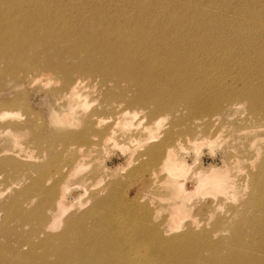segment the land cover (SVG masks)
Wrapping results in <instances>:
<instances>
[{
	"label": "bare ground",
	"instance_id": "6f19581e",
	"mask_svg": "<svg viewBox=\"0 0 264 264\" xmlns=\"http://www.w3.org/2000/svg\"><path fill=\"white\" fill-rule=\"evenodd\" d=\"M172 1V4H167ZM161 5H175L178 8L171 18L174 25H167L165 19L160 16L153 17L156 12L141 13L139 9L130 10L127 7L120 8L112 17L109 16L110 13L104 12L105 14L99 15V19L105 24H85L81 27L79 35L68 36L80 41L78 46H81L77 51L69 52L68 56L60 61L57 60L59 59L57 53L60 49L66 50L69 41L63 40L60 32L49 29H53L55 22L59 25L64 22L63 17L61 20L50 19L37 25L32 31L28 28L21 29L22 33L36 37L44 28H49L46 29L49 32L43 38H39L40 35L37 40L28 41L27 48L18 50L5 47L4 52L20 56L15 65L27 70L23 81L29 83L38 81L48 73L66 70L64 83L51 90L56 103H59L51 109V118L57 119L55 117L62 115V119H65L63 122L72 124L77 115L81 119L87 118L88 123L79 132H73V136L67 134L69 132L65 135L60 134L59 141L61 135H64L63 140L73 137L74 143V140H81L90 132V137L98 138L101 145H104L103 142L109 139L105 130L110 132V137L112 132L113 135L123 132V135H127V140L129 138L134 144L140 143L145 146L146 152L130 160H139L140 157L146 156V161H141L142 167L151 169L158 178L161 175L168 178L166 182L170 184L173 179H177L190 169V163L192 168L198 166L197 154L195 157L190 151L195 146L190 145H200L199 140L202 137L198 138L199 135H196L194 140H188L195 142L189 145L191 148L184 147V143L168 144L164 140L153 142L154 138L158 137V134L153 132V122L147 124L134 122L139 112L135 104L149 106L150 99L155 102L154 111L157 114H170L179 110V104L185 103L195 114L202 115L204 97L197 92V87L202 84L208 90H216L214 93L217 95L228 90V94L233 91L235 96L257 101L256 115H259V110L264 109V93H258L257 88H251L245 94H241L235 90L238 88H232V85L253 84L249 79L251 68L255 69L254 72L264 83V0H156L155 8ZM161 13H164L165 17L171 16V12L164 7ZM97 15L98 13L96 17ZM184 20L199 26L190 34L191 37L179 30ZM48 23L50 25H47ZM202 24H212L213 26L209 28L215 32L211 35L202 33L208 28ZM9 38L12 36L6 38L12 45L18 43L15 38ZM42 44L47 47L42 56L34 61L24 57L26 53L35 54L38 46ZM80 52H84L83 57ZM251 54H257L260 60L254 67L250 65L253 62ZM69 59L75 63L69 64L67 62ZM235 61L242 64L237 67ZM182 66L185 69H181ZM239 68L244 69L239 70L238 78L226 73ZM91 75L101 76L104 84L108 82L122 84L128 80L130 81L128 84L147 86L142 90L136 86L139 96L136 98L137 102H133L132 105L128 102L131 108L123 107L121 103L109 108L112 113L109 122L106 123L105 119L101 124L100 119L95 118L93 114L95 107L92 102H95V99L91 97L90 90H87L92 86L84 82L85 77ZM50 80L51 77L47 82ZM159 81L161 84H168V88L158 91L148 89L149 85L158 84ZM193 84L196 87H193ZM95 85L98 88V85ZM193 88L197 96L192 95ZM105 92L106 96L110 97L111 92L108 93L107 89L103 90V93ZM167 95H171L169 100ZM230 106L234 107V104ZM211 109L219 113L222 108ZM143 111L145 110L141 108L140 112ZM1 116L4 117L5 114L1 113ZM54 119H50L49 127L53 130H62ZM100 125L102 126L99 127ZM133 126L137 131V134H134L136 137L133 135L135 132H131ZM16 127L20 129V125ZM17 132L21 134L20 130ZM259 136L253 134L250 145L251 148L257 147L258 151L262 145L257 143ZM203 141H206L205 138ZM179 149H185V155L179 153ZM97 151L99 153L100 149ZM81 158L83 156L79 155L75 161ZM251 161V168L241 185L234 182L230 172L226 175L209 176L201 167L196 168L200 186L207 187L208 183H211L221 191V196L226 189H233L234 198H238L242 203L241 211H237L236 214H243L236 220L232 216L236 211L231 212L228 224L226 220L218 219L214 224L216 228L205 229L202 235L195 232L200 226L196 225L195 220L190 224H182V218L187 217L194 206L186 201L190 198L180 184L172 194L169 225L165 228L163 224L167 217L159 222H153V215L147 211L140 222L137 215L130 217L129 212L124 209L119 212V209L115 210L113 206L110 208L107 202L109 193L96 200L94 199L98 194L96 191L85 199L88 187L87 180L82 178L84 176H79L71 183L73 177L83 169L85 162L67 165L62 171L60 190H56V183L59 180L49 187L43 185V178L47 177L45 174L36 179L28 189L42 191L44 195L42 194L32 208L27 209V213L21 215L23 221L33 225L30 238L26 240L29 250L15 253L13 258L16 260L15 264H264V158L256 155ZM172 184L175 185V182ZM72 185L84 188L85 192L79 193ZM66 189L75 196L80 210L86 208L94 199L92 207L77 213L78 215L67 216L71 205L64 199ZM178 196L182 200H177ZM33 199L29 198L28 203ZM18 207L22 210L21 203H18ZM122 219L132 221L129 223L128 220L124 225ZM220 223H226L227 227ZM64 224L65 228L55 234V229ZM179 227H183V231L177 235L173 234ZM220 231L228 232L226 238L228 240H223L226 236L212 240ZM146 236L148 240H144Z\"/></svg>",
	"mask_w": 264,
	"mask_h": 264
},
{
	"label": "rangeland",
	"instance_id": "374dc122",
	"mask_svg": "<svg viewBox=\"0 0 264 264\" xmlns=\"http://www.w3.org/2000/svg\"><path fill=\"white\" fill-rule=\"evenodd\" d=\"M155 2L156 0H0V264H15L16 260L13 259L15 253L29 250L26 240L30 238L33 224L23 221L21 215L27 213V209L32 208L40 200L42 194L44 195L42 191L28 190L30 186L36 182V179L38 180L47 174V177L43 178V185L49 187L59 180L56 183V190H60L62 171L67 168V165L73 166L79 161L85 162V166L77 176L73 177L71 183L79 176H84L82 178L87 180L88 188L85 192L84 188L72 185L75 187L74 189L82 194L85 192V199L96 191H98L97 197L94 198L96 200L107 196L109 193L107 202L110 208L119 209V212L124 209V211L129 212L130 217L137 215L140 222L148 211L154 217L153 222H159L167 217L163 224L167 228L169 225L168 216L172 208L171 202H173L172 194L177 190L178 184L182 186L190 198L186 201L194 206L190 214L182 218V224H190L195 220L196 225H200L199 227L196 226L195 232L201 235L204 234L205 229L216 228L214 224L218 219L227 222L233 211H236L234 214L232 213L236 220L243 215L241 213L240 215L236 214L242 208L240 207L242 203L238 198H234L233 189H226L227 193L224 191L221 196V191L213 187L211 183H208L207 187L200 186L196 171L201 167L209 176L226 175L230 172L235 183L243 184V180L251 168V159L255 158L256 155L264 158V109H260L259 115H256L257 101H250L244 96H235L233 91L228 94V90L217 95L214 93L216 90H208L200 84L197 87V92L204 97L202 115L195 114L185 103L179 104V110L170 114H157L154 111L155 102L150 99L148 101L150 107L135 104L139 108V112L134 122L135 124L153 122V132L158 134L153 142L164 140L168 144L173 142L175 145L184 143L183 146L186 148L195 146L190 151L195 157L197 154L198 166L192 168L189 162L190 169L168 184L166 182L168 178L162 175L158 178L151 169L142 167L141 161L145 162L146 156L140 157L139 160H130L146 152L145 146L140 143L134 144L128 138L129 142L127 135H123V132L114 133V135L112 132V137H110V132L105 130L109 139L105 143L103 142L104 145H101L98 138L90 137V132L81 140H74V143H72L73 137L69 140L66 138L63 140L65 133L69 132L67 134L73 136V132H79L88 123L87 118L81 119L77 115L72 124L63 122L65 119H62V115L55 117L57 119L51 118V109L59 104L56 103L51 90L64 83L66 70L48 73L38 81L29 83L23 81L27 70L15 65L16 61L20 60V56L11 52H4L5 47H13L18 50L27 48L28 41L36 39L40 35L39 38H43L49 30H52L60 32L62 39L69 41L68 48L66 50L60 49L57 53L59 58L57 60H63L69 52L77 51L81 46H78L80 41L68 38V36L79 35L81 27L85 24H105L100 21V14L106 12L110 13L109 16L112 17L119 12L120 8L125 7L130 10L139 9L141 13L156 12L152 15L153 17L160 16L165 19L167 25H174L171 18L178 8L175 5H161L156 9ZM172 3L173 1L167 4ZM163 7L171 12V16L165 17L164 13H161ZM96 13H98V17H96ZM62 17L64 22H61L60 25L55 22L53 29L44 28L37 37L21 32V29L25 28L32 31L39 24L53 18L61 20ZM202 25L208 26L206 29L208 31L203 30L202 33L211 35L215 32L209 28L213 26L212 24ZM198 27L190 21L184 20L179 26V30L191 37L190 34L196 31ZM33 34L35 35L36 32ZM10 36L15 38L18 43L12 45L10 40H6ZM46 48V45L42 44L38 46L35 54L26 53L24 57L29 61H34L43 55ZM80 54L81 57L84 56V52H80ZM250 57L253 61L250 64L251 67L260 62L257 54H251ZM67 62L69 64L75 63L71 59ZM82 62L83 60H81ZM235 62L237 67L242 64L240 61L241 64ZM181 69L185 68L182 66ZM241 69L244 68L226 73L238 78L240 77L238 72L240 73L239 70ZM254 70V68L249 70V79L253 81V84H233L232 88H238L235 90L241 94H245L251 88H257L258 93H264L263 80ZM50 77L51 80L47 82ZM84 82L92 86L87 90H90L91 97L95 99V102H92L95 107L93 114H95V118L100 119L101 124L105 119L106 123L109 122V117L112 114L109 108L120 103L123 107L131 108L132 106L128 105V102L132 105L133 102H137L136 98L139 96L136 86H139L141 90L147 86V84H128L130 82L128 80L122 84L111 82L104 84L101 76L98 75L87 76ZM95 84L98 85V88ZM100 84H104V86H100ZM193 87L196 85L193 84ZM167 88L168 84H161L160 81L158 84L148 86L149 90L154 89L155 91L166 90ZM106 89L108 93L111 92L110 97L106 96V92L103 93V90L106 91ZM194 90L195 88L192 89V95L197 96ZM170 96L167 95L168 100ZM168 100L166 101L168 102ZM231 104H234V107H231ZM213 107L222 109L219 113H215L211 109ZM141 108L145 111L140 112ZM1 113L5 116L2 117ZM214 113L215 115L210 117ZM50 119H54L55 123L62 127V130L50 128L48 125ZM19 125L20 129H17L16 126ZM99 127L98 129H101ZM134 127H132L131 132H135L133 135H136L137 131ZM17 130H20L21 134H18ZM60 134H64L61 135V141H59ZM253 134L260 135L257 143L263 146L261 145L259 151L257 147H250ZM135 135L134 137H136ZM196 135H199L198 138L202 137L206 140L203 141L201 138L199 140L200 145L196 144L198 147L191 144L195 142L188 141L194 140ZM53 146L55 147L52 149ZM46 149L48 151H45ZM98 149H100L99 153ZM184 151L185 149L178 150L179 153L185 155ZM79 155L83 158L75 161ZM187 159L190 161L189 157ZM197 167L198 169H196ZM173 182L175 185L172 184ZM64 192L65 202L71 205V210L66 213L67 216L78 215L85 209L92 207L93 201H95L92 199L89 202L90 205L88 204L86 208L80 210L72 192L68 189ZM31 197L34 199L28 203ZM177 198V200H182L180 196ZM18 203H21L22 210L18 207ZM128 220L129 223L132 221L131 219H122L124 225ZM227 224L220 223V225H225L223 227H227ZM180 227L173 234H180L183 231V227ZM64 228L65 224L58 229L56 228L55 234ZM218 233L219 235L212 240H218L221 236H226L223 240H228L226 239L228 232L220 231ZM144 240H148V237H144Z\"/></svg>",
	"mask_w": 264,
	"mask_h": 264
}]
</instances>
